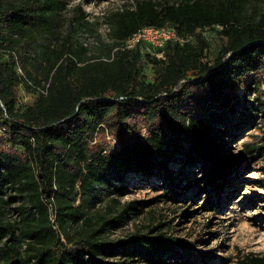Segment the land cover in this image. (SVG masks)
Returning a JSON list of instances; mask_svg holds the SVG:
<instances>
[{
  "label": "trees",
  "instance_id": "obj_1",
  "mask_svg": "<svg viewBox=\"0 0 264 264\" xmlns=\"http://www.w3.org/2000/svg\"><path fill=\"white\" fill-rule=\"evenodd\" d=\"M57 5L0 0V264H101L99 255L114 253L144 264H165L171 253L184 263L186 245L169 237L138 233L106 243L75 202H93L97 186L120 193L131 175L160 178L176 193L181 173L170 164L198 160L206 167L197 183L222 188L230 170L202 137L234 136L264 114V101L250 98L264 74V14L244 19L245 0H135L108 14L112 42L105 59L76 58L63 41L40 63L25 39L51 29ZM165 24L185 39L151 51L144 42L124 45L139 27ZM217 25L222 45L208 61L201 30ZM147 64L151 80L143 73ZM18 65L42 87L33 92L24 81L32 98L23 105L17 104ZM139 121L143 138L133 135ZM106 133L120 145L101 142ZM11 199L18 203L11 208L16 217L4 220L2 208ZM136 205L103 223L119 225ZM203 206L215 209L210 198ZM240 262L264 264V253Z\"/></svg>",
  "mask_w": 264,
  "mask_h": 264
},
{
  "label": "rangeland",
  "instance_id": "obj_2",
  "mask_svg": "<svg viewBox=\"0 0 264 264\" xmlns=\"http://www.w3.org/2000/svg\"><path fill=\"white\" fill-rule=\"evenodd\" d=\"M6 1L19 3L21 0ZM56 1L58 5L52 13L51 29L36 32L25 39L29 52L40 63L44 58L52 56V50L63 41L75 51L76 58L105 59L112 42L108 14L117 8L131 7L135 2ZM262 14L264 0H245L244 19L256 21ZM219 29L220 26L217 25L201 30L208 42L205 60L212 61L218 54L222 45ZM143 73L147 80H151L152 68L149 64L144 67ZM18 74L21 82L17 87V104L23 105L32 98L31 92L24 87V81L33 92L42 87L28 79L22 67ZM44 84L47 85V82ZM250 98L264 101V74ZM145 132L146 127L139 121L133 135L143 138ZM100 139L113 147L120 145L114 136L107 133ZM202 142L217 148V159L230 170L223 187L218 190L202 184L201 181L197 183V177L201 176L206 167L204 165L201 168V161L198 160L189 166L182 162L170 164L172 170L181 173V180H177V185H174L176 193L170 191L160 178L152 176L141 179L138 175H131L121 183L120 193L105 185L97 186L92 193L95 196L93 202L78 198L75 204H80L83 216L91 217L93 225L101 228V239L110 245H115L120 240H128L138 233L149 237H169L184 243L187 248L184 251L189 252L187 261L182 263L168 253L165 264H241L240 261L246 254H263L264 114L259 113L252 126L242 127L234 136L205 135ZM205 198L214 202L215 209H206L203 206ZM130 202L137 203L136 209L128 210L119 225L107 226L103 223V219L125 211ZM17 204L16 200L11 199L2 208L4 220H13L16 217L11 208ZM80 223L81 219L78 222L68 221L65 230L71 232ZM23 248L24 246L20 249ZM97 259L101 264H144L115 253L99 255Z\"/></svg>",
  "mask_w": 264,
  "mask_h": 264
},
{
  "label": "built area",
  "instance_id": "obj_3",
  "mask_svg": "<svg viewBox=\"0 0 264 264\" xmlns=\"http://www.w3.org/2000/svg\"><path fill=\"white\" fill-rule=\"evenodd\" d=\"M183 37L177 34L175 28L169 24L162 26L143 25L124 40V45L128 48L136 46L138 43H146L147 49L162 47L168 40L183 41ZM154 54L162 57V51H156ZM17 73L20 67L16 68Z\"/></svg>",
  "mask_w": 264,
  "mask_h": 264
}]
</instances>
